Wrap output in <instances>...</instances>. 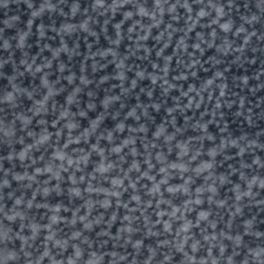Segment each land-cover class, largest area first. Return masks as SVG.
<instances>
[{
  "label": "clouds",
  "instance_id": "1",
  "mask_svg": "<svg viewBox=\"0 0 264 264\" xmlns=\"http://www.w3.org/2000/svg\"><path fill=\"white\" fill-rule=\"evenodd\" d=\"M143 11V10H142ZM200 14H203V12H201ZM223 26V25H222ZM39 70V69H38ZM69 164L71 165V161H69ZM110 167V166H109ZM162 170V169H161ZM47 191V190H45ZM78 194V193H77ZM17 203H19V201H17ZM258 255V254H257ZM5 261L9 260V259H15V255L14 254H10L8 256H6L5 258Z\"/></svg>",
  "mask_w": 264,
  "mask_h": 264
}]
</instances>
